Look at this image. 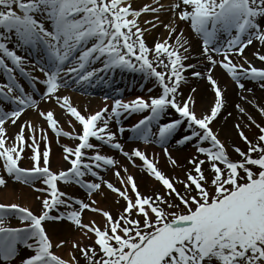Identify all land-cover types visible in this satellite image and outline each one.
<instances>
[{"label": "snow or ice", "instance_id": "6c2138e0", "mask_svg": "<svg viewBox=\"0 0 264 264\" xmlns=\"http://www.w3.org/2000/svg\"><path fill=\"white\" fill-rule=\"evenodd\" d=\"M0 78L2 264H264V0H0Z\"/></svg>", "mask_w": 264, "mask_h": 264}, {"label": "bare ground", "instance_id": "6f19581e", "mask_svg": "<svg viewBox=\"0 0 264 264\" xmlns=\"http://www.w3.org/2000/svg\"><path fill=\"white\" fill-rule=\"evenodd\" d=\"M147 2H151V0H147ZM183 27V25H182ZM161 32H163L162 29L160 30H157V33L156 35H159ZM190 35H192L190 32H189ZM151 39L149 40V43H151ZM195 43V41H194ZM246 54L249 58L252 57V52H253V49L251 48V46L249 47V49H246ZM192 62H195V61H192ZM257 63H259L257 61ZM217 75H220V72L218 70L217 72ZM195 80L193 79L191 81V85L192 83L194 82ZM227 85V97H228V100L230 101V106H229V110H232V105H234L235 103L237 102H241L240 99H239V95H238V90L233 86L232 84V81H230L228 79V77L225 75L222 80H221V86H225ZM194 86V85H192ZM148 87H152V85L149 83V84H146L144 89L141 90V88L138 87V85H136L134 88H132L131 90L127 91L125 93V95L127 97H135L136 95H144L146 94V91H147V88ZM194 87H198L199 89H201V91H203L206 87L205 85V82L202 81V83L198 82L196 84V86ZM249 88H253L254 89V94L252 93H245V95H247L249 97V99H253V98H259L261 99L262 101H264V90H261V89H258L257 87H249ZM64 94H68V92H64ZM69 95V94H68ZM209 99L211 98V93L209 92ZM74 101V103L76 105H78L81 109H84V108H87L89 111H95V110H98L100 107H103V104H104V101L102 98H98V97H93V96H90V97H83V96H79L78 93H73L70 95ZM45 107H47V105H44ZM248 111L257 119L259 120L260 119V116L253 111V109L251 108L250 105L248 104H245L244 105ZM29 115H32L31 113H29ZM140 116H132L130 118L127 119L128 122H136L138 119H139ZM28 117L26 116L25 119H27ZM131 125V124H130ZM129 126V125H128ZM16 129H11L10 128V132L11 131H15ZM128 133H125V136H124V139L126 140L127 137H128ZM129 147H132L131 144L128 145ZM140 147H144L143 145H140ZM52 148H53V152L55 153V155L53 156V165L55 166V162L58 160L59 158V153H60V148L55 144V142H53V145H52ZM106 151V150H105ZM152 151V148H149V152L151 153ZM155 151L156 152H159V148H155ZM107 152V151H106ZM122 159V158H120ZM139 163V161H138ZM132 171H135V169H131ZM9 189L11 188H8L6 189L5 191H3L1 194H0V202H5V203H10V202H14V197L16 195H12L11 192L9 191ZM141 190L143 191L144 188L141 187ZM34 196H35V193H32V194H28L27 192L23 193L22 194V197H27L30 202L29 203H26L25 206H32L33 209L35 210V207H36V202L34 200ZM93 214H89V213H86L85 214V219H87L88 217L92 216ZM13 225H18L17 223V220H13L12 221ZM53 226H50V230ZM54 238H55V235H54ZM26 254V250H21L20 252V256H24Z\"/></svg>", "mask_w": 264, "mask_h": 264}, {"label": "rangeland", "instance_id": "374dc122", "mask_svg": "<svg viewBox=\"0 0 264 264\" xmlns=\"http://www.w3.org/2000/svg\"><path fill=\"white\" fill-rule=\"evenodd\" d=\"M26 165H28V162H26ZM9 184H12L13 185V182L10 180L9 181ZM15 186V188L16 189H18L19 190V193L16 195V199H17V201L16 202H21V200H22V198H21V192L22 191H26L27 190V188L26 187H23V186H21V185H19V184H15L14 185ZM4 189H0V191H3ZM20 194V195H19ZM16 260V261H15ZM15 260H13L12 262H11V264H20V259L19 258H16Z\"/></svg>", "mask_w": 264, "mask_h": 264}]
</instances>
